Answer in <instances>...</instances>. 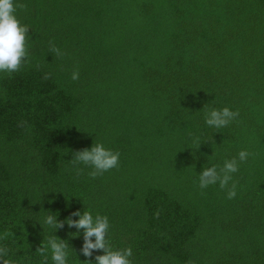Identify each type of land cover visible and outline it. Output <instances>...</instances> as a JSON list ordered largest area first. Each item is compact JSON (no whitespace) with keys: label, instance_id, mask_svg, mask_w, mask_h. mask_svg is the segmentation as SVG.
Masks as SVG:
<instances>
[{"label":"trees","instance_id":"16d2710c","mask_svg":"<svg viewBox=\"0 0 264 264\" xmlns=\"http://www.w3.org/2000/svg\"><path fill=\"white\" fill-rule=\"evenodd\" d=\"M16 2L29 35L20 70L0 73L5 258L42 264L36 249L53 234L83 264L82 230L43 221L90 211L132 264H264V0ZM224 107L237 119L208 126L206 111ZM96 143L120 157L93 179L71 160ZM242 150L235 198L199 188L201 171Z\"/></svg>","mask_w":264,"mask_h":264},{"label":"clouds","instance_id":"9594fccd","mask_svg":"<svg viewBox=\"0 0 264 264\" xmlns=\"http://www.w3.org/2000/svg\"><path fill=\"white\" fill-rule=\"evenodd\" d=\"M27 5L18 3L16 0H0V73L12 74L20 70L28 57V35L29 27L21 23L17 18V9H26ZM51 44V42H50ZM56 56H62L64 53L54 45L50 48ZM48 79L49 76L44 77ZM74 81L79 79V71L72 73L71 77ZM239 116V110L232 111L228 107L223 109L211 108L206 111L205 123L214 128H222L228 126L232 121ZM23 126V122L18 125ZM193 143L197 145V149L201 145L199 137L193 139ZM252 153L242 150L237 157L225 160L222 167L212 165L205 168L199 173V188L205 189L211 185L219 184L220 189H227V198L233 199L237 195V185L233 181V173L239 170L241 163L247 161ZM71 163L75 166L77 164H84L90 166L93 171L88 175L95 179L102 176L105 172L118 168L120 153L106 149L102 143L92 145L90 149H82L72 154ZM77 175L83 174V169H76ZM231 182V186L229 183ZM48 213L44 218V224L52 228L55 233L59 229H63L65 225L68 228H75L77 230L74 236H78L82 230L83 245L80 254L86 259L83 264H92L94 251H100L102 255L94 257L95 264H132L130 257L133 255L131 247L122 250H113L108 236L109 220L107 216L97 214L93 217L90 211H75L72 212L65 220L58 221V213ZM159 216V211L155 213ZM72 217H77L73 219ZM10 233L5 232L0 239H5ZM13 235V234H12ZM69 244L65 240L59 239L57 236L51 234L47 238L46 243L36 249V252L43 257L42 264H47L48 252L51 251V260L53 264H68L69 258ZM72 252L75 251L71 248ZM8 254L7 247L0 246V264H13L11 259H6Z\"/></svg>","mask_w":264,"mask_h":264}]
</instances>
